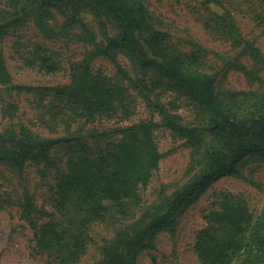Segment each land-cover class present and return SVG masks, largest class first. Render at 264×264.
I'll return each instance as SVG.
<instances>
[{"label":"rangeland","instance_id":"rangeland-1","mask_svg":"<svg viewBox=\"0 0 264 264\" xmlns=\"http://www.w3.org/2000/svg\"><path fill=\"white\" fill-rule=\"evenodd\" d=\"M16 1L19 0H0V8L12 9ZM144 1L153 24L168 32L179 50L188 53L199 50L201 67L217 72L215 86L219 91L264 88V0ZM207 7L219 12L225 8L231 13L242 34V44L236 46L229 35L223 34L220 22ZM49 22L51 27L64 32L80 33L86 27L99 42H106L104 28L111 36L118 35L113 22L85 1L54 10ZM0 47L12 78L11 83L0 82V131L25 127L47 138L66 136L64 124L49 111V105L53 104L48 91L38 88L71 84L75 69L83 65L94 45L67 37L47 38L29 21L9 29L1 37ZM252 48L260 57L255 56ZM113 53L114 58L96 57L93 73L128 87L134 113L129 117L102 116L95 121L76 116L71 132L77 136L97 132L99 139L91 141V145L102 149L121 137L108 133L114 129L143 121L161 123L157 104L185 125L205 124L201 108L177 85L161 80L155 70L136 66L125 53ZM40 54L50 56L48 68L42 66ZM250 72H255L258 79L251 78ZM144 83L149 88L146 94L139 89ZM153 136L161 159L150 181L140 187L141 202L128 217L113 212L104 218H92L79 200L73 199L65 206L58 203L59 177L67 168L70 142L56 144L50 151V159L27 161L21 171L0 161V264H98L103 258V247L119 230L190 177L193 151L186 139L162 126L154 129ZM26 198L33 206L29 215L24 213ZM236 204L243 205L252 218L242 231L234 234L222 215L216 214L226 207L232 210ZM263 214L264 158L249 156L236 164L235 171L221 173L206 183L177 215L173 228L160 232L139 254L137 263L259 264V250H252L256 245L252 248L250 243V228ZM28 216L40 228L47 223L56 224L69 240L79 236L84 249L74 259L68 254L73 244L64 247L65 241L59 248L41 250ZM209 238L230 245L227 253L231 260H205L200 242L206 244Z\"/></svg>","mask_w":264,"mask_h":264},{"label":"trees","instance_id":"trees-1","mask_svg":"<svg viewBox=\"0 0 264 264\" xmlns=\"http://www.w3.org/2000/svg\"><path fill=\"white\" fill-rule=\"evenodd\" d=\"M78 1L87 2L111 20L118 35L113 37L104 28L106 42H99L86 27H82L80 33L51 27L49 21L54 10ZM207 8L220 22L223 34L229 35L236 46L242 44V34L231 13L225 8L221 12ZM29 21L47 38L88 41L94 45V50L83 65L75 69L71 84L38 88L48 91L53 104L49 105V111L64 124L66 136L47 138L25 127L0 131V161L8 162L21 171L27 161L50 159V151L56 144L70 142L67 168L59 177L58 203L65 206L73 199L79 200L92 218H104L113 212L128 217L134 206L141 202L140 187L150 181L161 159L153 136L154 129L159 126L170 129L185 138L193 151L189 179L146 208L137 220L119 230L103 247V258L98 264H138L139 254L160 232L173 228L177 215L206 183L221 173L235 171L236 164L246 157L264 158V88L219 91L215 86L217 72L201 67L199 50L190 53L179 50L171 41L170 34L153 24L144 0H19L12 9L0 8V39L9 29ZM252 49L255 56L260 57V53ZM114 51L125 53L136 66L155 70L161 80L164 78L177 85L201 108L205 124L200 127L185 125L157 104L155 107L162 116L161 123L143 121L114 129L108 133L120 134L121 137L102 149L91 145V141L99 139L97 132L90 130L92 132L82 136L71 132L76 116L95 121L102 116L129 117L134 113L128 87L96 75L92 70L96 57L108 55L114 58ZM40 59L42 66L50 62L47 54L41 55ZM249 76L258 79L255 72H250ZM0 82H12L1 47ZM144 84L139 89L146 94L149 88ZM32 208L30 199L26 198L24 213L29 215ZM216 215H222L224 223L234 234L242 231L244 224L248 225L252 218L241 204L233 205L232 210L226 207L224 212ZM28 218L41 250L59 248L65 241L64 247L73 244L68 254L74 259L84 249L79 236L74 237V241L69 240L65 231L59 230L56 224L47 223L40 228L31 217ZM250 233L252 248L256 245L252 250H259L258 263L264 264V214L253 222ZM229 247L215 238H209L206 244L203 240L200 242L201 254L212 262L231 260L227 253Z\"/></svg>","mask_w":264,"mask_h":264}]
</instances>
